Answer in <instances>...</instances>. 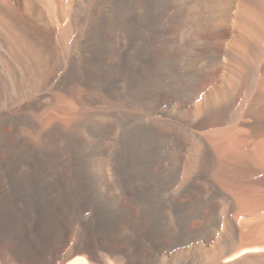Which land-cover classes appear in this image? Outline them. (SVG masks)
<instances>
[{"label": "bare ground", "instance_id": "obj_1", "mask_svg": "<svg viewBox=\"0 0 264 264\" xmlns=\"http://www.w3.org/2000/svg\"><path fill=\"white\" fill-rule=\"evenodd\" d=\"M0 264H264V0H0Z\"/></svg>", "mask_w": 264, "mask_h": 264}, {"label": "rangeland", "instance_id": "obj_2", "mask_svg": "<svg viewBox=\"0 0 264 264\" xmlns=\"http://www.w3.org/2000/svg\"><path fill=\"white\" fill-rule=\"evenodd\" d=\"M69 245V244H68Z\"/></svg>", "mask_w": 264, "mask_h": 264}]
</instances>
